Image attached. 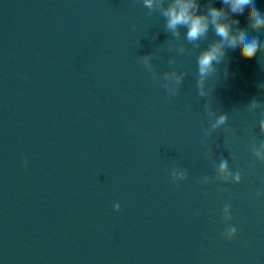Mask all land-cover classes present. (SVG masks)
Returning a JSON list of instances; mask_svg holds the SVG:
<instances>
[{"label": "clouds", "instance_id": "1", "mask_svg": "<svg viewBox=\"0 0 264 264\" xmlns=\"http://www.w3.org/2000/svg\"><path fill=\"white\" fill-rule=\"evenodd\" d=\"M142 3L149 12L159 11L165 21V30L170 32L176 39L180 38V29L183 28L186 30L184 39L194 46L199 47V42L207 38L210 25L215 36L220 38L218 41L209 43L207 47L199 52L197 57L198 74L196 83L200 96H205L207 94L204 90L205 81L218 73L217 65L221 64L224 60L226 48L236 49L239 47V54L241 57L248 60L256 57L257 53L264 49V45H261L258 37H249L244 30H239L233 34L231 31V24L222 22L227 15L223 8L210 5L206 13H201L199 11L200 5L197 3V0H142ZM221 3L230 5V11L232 13H239L241 15L246 6L250 7V27L256 31L264 28V14L256 7L255 0H221ZM232 23L239 24V21L234 20ZM134 29L135 26L133 25V30ZM138 47H140V44ZM183 50V48L180 49L181 52H183ZM152 58V54L140 57V62L150 71L152 69ZM169 63H172V61L170 60ZM224 72L225 75H227L226 67ZM152 78L156 81L160 79L156 73H153ZM182 79L183 77H177L174 76V74L165 72L163 75V87L169 94L175 95L178 88L171 87L169 82L174 81L176 85H179ZM256 104L257 102L253 100L250 106L255 107ZM227 120V114L221 113L212 123L211 128L215 130L225 125ZM259 127L261 132L264 133V118L260 119ZM253 155L264 162V143H262L258 149H254ZM217 172L220 179L226 182L239 183L241 180L239 172L232 173L229 170L227 159L220 160ZM171 176L174 181L178 179L182 180L187 178V173L184 170L178 171L177 169H173ZM229 176L232 177L231 181L228 180ZM208 179V177H205V182H207ZM114 208L119 211L120 205L117 203L114 205ZM223 213L224 220L229 221L231 219L229 205H225ZM235 234V227L227 228L224 233L225 238L228 240H231Z\"/></svg>", "mask_w": 264, "mask_h": 264}]
</instances>
